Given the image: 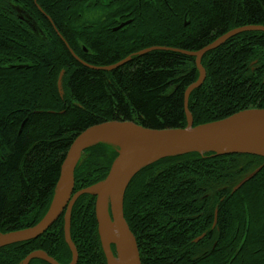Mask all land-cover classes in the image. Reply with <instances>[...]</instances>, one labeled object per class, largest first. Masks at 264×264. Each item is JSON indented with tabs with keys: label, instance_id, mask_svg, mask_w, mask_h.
Listing matches in <instances>:
<instances>
[{
	"label": "trees",
	"instance_id": "16d2710c",
	"mask_svg": "<svg viewBox=\"0 0 264 264\" xmlns=\"http://www.w3.org/2000/svg\"><path fill=\"white\" fill-rule=\"evenodd\" d=\"M13 4L42 20L46 42ZM261 26L264 0H0V234L44 218L71 146L93 126L171 130L186 128L188 113L198 126L264 109V31L247 29ZM237 30L202 57L205 77L188 93L201 71L187 53ZM117 156L107 142L88 147L74 192L102 182ZM95 206L85 194L72 209L76 264H109ZM123 208L141 264H264V157L161 158L135 174ZM64 213L39 238L0 249V264L37 251L71 264Z\"/></svg>",
	"mask_w": 264,
	"mask_h": 264
},
{
	"label": "water",
	"instance_id": "95a60500",
	"mask_svg": "<svg viewBox=\"0 0 264 264\" xmlns=\"http://www.w3.org/2000/svg\"><path fill=\"white\" fill-rule=\"evenodd\" d=\"M247 29L264 31L262 26ZM241 30L230 32L198 52L187 53L196 57L198 68L201 71L199 81L189 89L188 93L194 87L199 86L205 77V71L201 65L202 57L207 52L218 48L228 38ZM154 49L157 48H149L144 50L142 54ZM128 60L129 58L107 68V70L117 68ZM188 120L189 125L181 129L153 130L130 122L111 121L93 126L83 132L71 146L62 166L61 178L57 185L58 187L61 182H64L61 196L51 204L49 211L38 224L24 230L0 234V249L11 244L39 238L53 226L65 211L66 240L73 251L71 264H76L78 253L70 238L71 213L76 201L82 195L90 194L96 196L95 212L98 233L109 264L112 255L110 246L111 243L115 242L106 243L107 222L114 225L116 234L121 238L126 264H141L137 241L124 217L123 208L125 191L136 173L161 158L189 152H213L215 155L244 153L264 157V150L245 148V145L251 141L248 139L253 133L254 126H259L256 128L264 133V109L244 110L228 118L198 126L192 125V118L189 113ZM101 142H107L118 147V156L113 161L107 177L94 186L74 192L75 170L83 152L88 147ZM153 149H160V151L165 152L142 163L144 153ZM260 170L261 167L242 180L234 188V191L250 181ZM36 257L51 264H58L42 251L30 254L23 264H29L30 260Z\"/></svg>",
	"mask_w": 264,
	"mask_h": 264
},
{
	"label": "bare ground",
	"instance_id": "6f19581e",
	"mask_svg": "<svg viewBox=\"0 0 264 264\" xmlns=\"http://www.w3.org/2000/svg\"><path fill=\"white\" fill-rule=\"evenodd\" d=\"M259 126H254V130L252 135L249 137L248 141L251 140L248 145H245V148H254V150H264V133L263 131L259 130ZM257 130V131H256ZM247 141V142H248ZM165 151H160V149H153L149 150L142 156V163L146 161H150L154 157H157L158 155L164 153ZM171 153V152H167ZM64 188V182H61L57 189L55 190L53 201H56L57 198H59L63 192ZM115 242L118 247V257L115 258L113 255L110 256V264H126V258L124 255V250L122 247V241L118 234H116V230L114 225H112L110 222H107L106 224V243Z\"/></svg>",
	"mask_w": 264,
	"mask_h": 264
},
{
	"label": "rangeland",
	"instance_id": "374dc122",
	"mask_svg": "<svg viewBox=\"0 0 264 264\" xmlns=\"http://www.w3.org/2000/svg\"><path fill=\"white\" fill-rule=\"evenodd\" d=\"M15 9V13L23 19L27 26L29 27L31 33L37 37V39H40L43 42H46L49 38V32L47 31L46 26L42 25L44 24L42 20L36 15H32L28 13L22 6L13 4L11 5ZM42 22V23H41ZM150 23V22H149ZM83 155V154H82ZM82 159V157H81ZM80 159V160H81ZM94 186V185H93ZM96 210V209H95ZM33 227V226H32ZM30 228V227H29ZM27 229V228H26ZM111 252L112 255L117 258L118 257V247L116 243H111ZM104 249V248H103ZM108 259V258H107ZM109 263V262H108Z\"/></svg>",
	"mask_w": 264,
	"mask_h": 264
}]
</instances>
